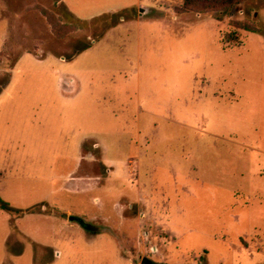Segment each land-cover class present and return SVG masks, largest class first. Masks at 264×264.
Segmentation results:
<instances>
[{"label": "rangeland", "instance_id": "rangeland-1", "mask_svg": "<svg viewBox=\"0 0 264 264\" xmlns=\"http://www.w3.org/2000/svg\"><path fill=\"white\" fill-rule=\"evenodd\" d=\"M183 6L0 0V264H264V0Z\"/></svg>", "mask_w": 264, "mask_h": 264}, {"label": "trees", "instance_id": "trees-1", "mask_svg": "<svg viewBox=\"0 0 264 264\" xmlns=\"http://www.w3.org/2000/svg\"><path fill=\"white\" fill-rule=\"evenodd\" d=\"M247 0H184V6L180 11H191L201 15H217L222 17L229 14L233 8L240 9ZM248 30H253L247 27ZM41 206L35 207L36 211H43ZM46 211V210H45ZM83 224L86 226L85 222Z\"/></svg>", "mask_w": 264, "mask_h": 264}, {"label": "water", "instance_id": "water-1", "mask_svg": "<svg viewBox=\"0 0 264 264\" xmlns=\"http://www.w3.org/2000/svg\"><path fill=\"white\" fill-rule=\"evenodd\" d=\"M139 11H140V17L141 18L151 17L154 14V10L152 8L145 7V6H141L139 8ZM235 13H236V8H233L231 13H230V16L233 17V15H235ZM72 219H73V217H72Z\"/></svg>", "mask_w": 264, "mask_h": 264}, {"label": "crops", "instance_id": "crops-1", "mask_svg": "<svg viewBox=\"0 0 264 264\" xmlns=\"http://www.w3.org/2000/svg\"><path fill=\"white\" fill-rule=\"evenodd\" d=\"M141 7V6H140ZM139 7V8H140ZM145 7H147V6H145ZM149 8H151V7H149ZM153 9V8H152ZM154 10V13L156 14V10L155 9H153ZM161 13H162V11H161ZM164 13V12H163ZM146 19H148V17H146V18H141L140 17V11H139V20L140 21H142V20H146ZM121 20H124L123 18L121 19ZM107 39V37H105L103 40H106ZM37 56V55H36ZM38 57V56H37ZM61 60H66V58L64 57V58H61ZM72 80H74L73 82H75L74 84H73V86L74 85H76V83H78L79 81L77 80V79H75V78H72ZM67 82H70V80H68ZM69 84H71V83H69ZM70 86V85H69ZM72 87V86H71ZM92 99H94L93 98V96H92ZM100 101L99 100H97V103H99ZM102 111V110H101ZM105 111V109H103V112ZM106 134H108V132H105Z\"/></svg>", "mask_w": 264, "mask_h": 264}]
</instances>
